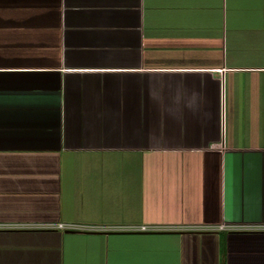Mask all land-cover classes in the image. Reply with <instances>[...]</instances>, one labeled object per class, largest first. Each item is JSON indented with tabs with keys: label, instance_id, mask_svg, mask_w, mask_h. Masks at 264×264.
<instances>
[{
	"label": "crops",
	"instance_id": "1",
	"mask_svg": "<svg viewBox=\"0 0 264 264\" xmlns=\"http://www.w3.org/2000/svg\"><path fill=\"white\" fill-rule=\"evenodd\" d=\"M221 222L264 225V0H0V264H264Z\"/></svg>",
	"mask_w": 264,
	"mask_h": 264
},
{
	"label": "built area",
	"instance_id": "2",
	"mask_svg": "<svg viewBox=\"0 0 264 264\" xmlns=\"http://www.w3.org/2000/svg\"><path fill=\"white\" fill-rule=\"evenodd\" d=\"M44 227H56L60 229H79V230H97V229H108V230H156L159 228H163L160 225H145V224H137V225H119V224H112V225H102V224H81V223H63V222H55L52 224H44ZM245 228V227H263L264 225H234V224H226V223H216V224H209V225H202L196 228L200 229H209V230H217V229H229V228Z\"/></svg>",
	"mask_w": 264,
	"mask_h": 264
},
{
	"label": "water",
	"instance_id": "3",
	"mask_svg": "<svg viewBox=\"0 0 264 264\" xmlns=\"http://www.w3.org/2000/svg\"><path fill=\"white\" fill-rule=\"evenodd\" d=\"M65 231H71V232H73V231H77V230H70V229H66Z\"/></svg>",
	"mask_w": 264,
	"mask_h": 264
}]
</instances>
